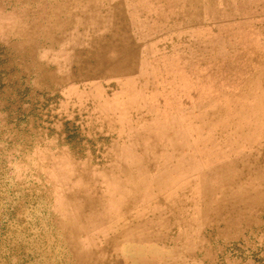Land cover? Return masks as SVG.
Segmentation results:
<instances>
[{
    "label": "rangeland",
    "instance_id": "rangeland-1",
    "mask_svg": "<svg viewBox=\"0 0 264 264\" xmlns=\"http://www.w3.org/2000/svg\"><path fill=\"white\" fill-rule=\"evenodd\" d=\"M263 184L264 0H0V264H264Z\"/></svg>",
    "mask_w": 264,
    "mask_h": 264
},
{
    "label": "bare ground",
    "instance_id": "bare-ground-1",
    "mask_svg": "<svg viewBox=\"0 0 264 264\" xmlns=\"http://www.w3.org/2000/svg\"><path fill=\"white\" fill-rule=\"evenodd\" d=\"M188 16V15H187ZM36 42V41H35ZM31 43V42H30ZM33 44V43H32ZM36 44V43H35ZM256 60V59H255ZM115 63V62H114ZM117 64V63H116ZM259 93V92H258ZM231 96V95H230ZM233 98V97H232ZM257 100V99H256ZM214 101V100H213ZM235 127V126H234ZM263 130V129H262ZM229 131V130H228ZM223 143V142H222ZM64 155V154H63ZM68 158V157H67ZM248 160V159H247ZM60 162H62V160L60 161ZM76 163H77V161H76ZM69 164V163H68ZM73 164V163H72ZM79 165V164H78ZM64 166V165H63ZM77 166V165H76ZM82 166V165H81ZM107 166V165H106ZM230 166V165H229ZM103 167V166H102ZM86 168V167H85ZM85 168H83V169H85ZM232 168H234V166L232 167ZM116 169V168H115ZM118 170V169H117ZM231 170V169H230ZM74 171H76L75 169H74ZM114 171V170H113ZM71 172V171H70ZM83 172V171H82ZM87 172V171H86ZM85 172V173H86ZM91 172V171H90ZM223 172V171H222ZM225 172H228V171H225ZM235 172H237V171H235ZM73 173V172H72ZM79 173H81V172H79ZM85 173H83L84 175H86ZM101 173V172H100ZM87 174H88V172H87ZM81 175H82V173H81ZM92 175V174H91ZM227 175V174H226ZM63 176V175H62ZM67 176H70V175H68L67 174ZM78 176V175H77ZM95 176V175H94ZM99 176V175H98ZM104 176V175H103ZM214 176V175H213ZM240 176V175H239ZM106 177H108V175L106 176ZM75 178V177H74ZM77 179V178H76ZM83 179V178H82ZM86 179V178H85ZM230 179H231V177H230ZM67 180V179H66ZM101 180V179H100ZM142 180H144V179H142ZM146 180V179H145ZM144 180V181H145ZM64 181H65V179H64ZM75 181V180H74ZM96 181H98V180H96ZM263 181V180H262ZM84 182V181H83ZM143 182V181H142ZM141 182V183H142ZM90 183V182H89ZM88 183V184H89ZM100 183V182H99ZM104 183V182H103ZM102 183V184H103ZM64 184H66L65 182H64ZM83 184V183H82ZM101 184V183H100ZM101 184V185H102ZM144 184V183H143ZM72 185V184H71ZM109 185H110V183H109ZM113 185V184H112ZM264 185V184H263ZM73 186H74V184H73ZM85 186V185H84ZM114 186V185H113ZM119 186H120V184H119ZM146 186V185H145ZM262 186V185H261ZM67 187V186H66ZM83 187V186H82ZM108 187V186H107ZM117 187V186H116ZM143 187H144V185H143ZM255 187V186H254ZM68 188V187H67ZM66 188V189H67ZM95 188V187H94ZM122 188V187H121ZM123 188H125V187H123ZM74 189V188H73ZM78 189V188H77ZM96 190V189H95ZM112 190V189H111ZM250 190V189H249ZM259 190V189H258ZM263 190V189H262ZM262 190H261V192H262ZM105 191V190H104ZM251 191V190H250ZM249 191V192H250ZM68 192V191H67ZM100 192V191H99ZM237 192H238V190H237ZM249 192H247V193H249ZM113 193H115L114 191H113ZM140 193H142V192H140ZM234 194V193H233ZM233 194H231V196H233ZM244 194H246L245 192H244ZM262 193H260V195H261ZM93 195V194H92ZM235 195H236V192H235ZM263 195V194H262ZM97 196V195H96ZM113 196V195H112ZM252 196V195H251ZM94 197V196H93ZM109 197V196H108ZM114 197V196H113ZM120 197V196H119ZM131 197V196H130ZM133 197V196H132ZM235 197V196H234ZM237 197V196H236ZM264 197V196H263ZM262 197V198H263ZM112 198V197H111ZM126 198V197H125ZM103 199V198H102ZM137 199V198H136ZM135 199V200H136ZM238 199V198H237ZM249 199V198H248ZM83 200V199H82ZM126 200V199H125ZM130 200V199H129ZM139 200V199H138ZM258 200V199H257ZM260 200V199H259ZM237 201V200H236ZM242 201H244V200H241L240 202L242 203ZM79 202H81V201H79ZM105 202V201H104ZM111 202V201H110ZM127 202V201H126ZM253 202V201H252ZM256 202V201H255ZM121 203H123V202H121ZM250 203V202H249ZM254 203V202H253ZM116 204V203H115ZM128 204V203H127ZM243 204V203H242ZM248 204V203H247ZM251 204V203H250ZM114 205V204H113ZM249 205V204H248ZM250 206V205H249ZM83 207V206H82ZM132 206H130L129 208H131ZM102 208V207H101ZM100 208V209H101ZM109 208V207H108ZM118 208V207H117ZM247 208V207H246ZM246 208H244V209H246ZM249 208V207H248ZM82 209V208H81ZM120 209V208H119ZM132 209V208H131ZM87 210V209H86ZM230 210V209H229ZM119 211V210H118ZM118 211H117V213H118ZM128 211V210H127ZM162 211V210H161ZM160 211V212H161ZM109 212V211H108ZM63 213V212H62ZM90 213V212H89ZM114 213V212H113ZM93 214V213H92ZM104 214V213H103ZM123 214V213H122ZM64 215V214H63ZM108 215V214H107ZM106 215V216H107ZM112 215V214H111ZM207 215V214H206ZM88 217V216H87ZM102 217V216H101ZM93 218V217H92ZM95 218V217H94ZM104 218V217H103ZM67 219H68V215H67ZM76 220V219H75ZM85 220V219H84ZM85 222H86V220H85ZM69 223V222H68ZM67 224V223H66ZM73 224V223H72ZM104 224V223H103ZM76 226V225H75ZM133 226H134V224H133ZM133 226H131V227H133ZM94 227V226H93ZM100 227V226H99ZM67 228V227H66ZM65 228V229H66ZM128 228V227H127ZM80 229V228H79ZM124 230V229H123ZM125 230H126V228H125ZM63 231H65V230H63ZM68 231V230H67ZM74 231V230H73ZM95 231V230H94ZM98 231V230H97ZM72 232V231H71ZM81 232V231H80ZM66 233V232H65ZM73 233H75V232H73ZM76 233H78V232H76ZM75 233V234H76ZM118 233V232H117ZM71 234V233H70ZM93 234V233H92ZM115 234V233H114ZM73 235V234H72ZM77 237V236H76ZM81 237V236H80ZM101 236H99L98 238H100ZM116 237V236H115ZM85 238V237H84ZM77 239H79V238H77ZM86 240V239H85ZM99 240V239H98ZM104 240V239H103ZM109 240V239H108ZM113 240V239H112ZM79 241V240H78ZM82 241V240H81ZM88 241V240H87ZM67 242V241H66ZM84 242V241H83ZM81 244V243H80ZM78 245V244H77ZM84 245V244H83ZM116 245H119L118 243L116 244ZM115 245V246H116ZM121 245V244H120ZM81 246H82V244H81ZM78 247V246H77ZM83 247V246H82ZM84 248V247H83ZM80 249V248H79ZM79 249H77L78 251H81V250H83V249H81V250H79ZM86 249V248H85ZM85 252V251H84ZM84 252H82V253H84ZM91 252V251H90ZM89 252V253H90ZM87 253V252H86ZM81 257L83 256V255H80ZM87 256V255H86ZM86 258V257H85ZM84 259V258H83ZM92 259V258H91ZM90 259V260H91ZM85 261V260H84Z\"/></svg>",
    "mask_w": 264,
    "mask_h": 264
}]
</instances>
